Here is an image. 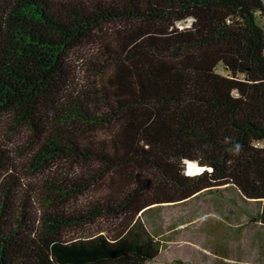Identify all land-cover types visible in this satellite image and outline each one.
Masks as SVG:
<instances>
[{
  "label": "trees",
  "instance_id": "16d2710c",
  "mask_svg": "<svg viewBox=\"0 0 264 264\" xmlns=\"http://www.w3.org/2000/svg\"><path fill=\"white\" fill-rule=\"evenodd\" d=\"M4 115L32 137L0 144V264H149L142 213L226 187L264 224V0H0Z\"/></svg>",
  "mask_w": 264,
  "mask_h": 264
},
{
  "label": "rangeland",
  "instance_id": "374dc122",
  "mask_svg": "<svg viewBox=\"0 0 264 264\" xmlns=\"http://www.w3.org/2000/svg\"><path fill=\"white\" fill-rule=\"evenodd\" d=\"M93 53L94 45L86 44L72 54L71 63L77 70L78 82L84 86L93 82L90 72ZM31 137L32 133L23 128L12 131L8 115L0 118V144L11 151L19 167L25 163L29 152L25 146ZM186 171L197 174L203 170L190 172L186 166ZM41 178L26 174L23 180L36 184ZM103 191L105 187H93L78 203L87 204ZM259 210V203L244 199L232 187L218 192L205 191L182 203L153 206L142 213L141 219L161 241L162 251L149 264H264V224L255 220ZM106 225L100 220L70 233H95Z\"/></svg>",
  "mask_w": 264,
  "mask_h": 264
},
{
  "label": "bare ground",
  "instance_id": "6f19581e",
  "mask_svg": "<svg viewBox=\"0 0 264 264\" xmlns=\"http://www.w3.org/2000/svg\"><path fill=\"white\" fill-rule=\"evenodd\" d=\"M187 167L189 168L190 172H197L201 167H198L195 162H187Z\"/></svg>",
  "mask_w": 264,
  "mask_h": 264
},
{
  "label": "clouds",
  "instance_id": "9594fccd",
  "mask_svg": "<svg viewBox=\"0 0 264 264\" xmlns=\"http://www.w3.org/2000/svg\"><path fill=\"white\" fill-rule=\"evenodd\" d=\"M241 148H242V145L239 144V143H237V144H235V146H234V151H235L236 153H239V151L241 150Z\"/></svg>",
  "mask_w": 264,
  "mask_h": 264
},
{
  "label": "water",
  "instance_id": "95a60500",
  "mask_svg": "<svg viewBox=\"0 0 264 264\" xmlns=\"http://www.w3.org/2000/svg\"><path fill=\"white\" fill-rule=\"evenodd\" d=\"M198 167H199V165H197ZM202 170H203V168H202Z\"/></svg>",
  "mask_w": 264,
  "mask_h": 264
}]
</instances>
